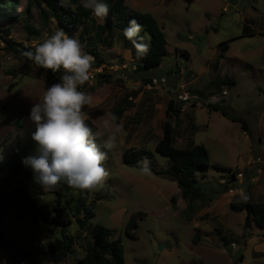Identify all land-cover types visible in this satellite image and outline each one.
I'll list each match as a JSON object with an SVG mask.
<instances>
[{
	"label": "rangeland",
	"instance_id": "rangeland-1",
	"mask_svg": "<svg viewBox=\"0 0 264 264\" xmlns=\"http://www.w3.org/2000/svg\"><path fill=\"white\" fill-rule=\"evenodd\" d=\"M27 1L19 0L15 8L21 16L17 22L10 25L0 20V163L15 151L22 158L34 154L36 124L30 119V109L63 74V69L56 74L40 70L5 42L6 30L10 33L7 39L24 46L42 43L56 30L68 34L57 17L43 15L44 10L49 12L43 0H35L39 4L27 16ZM75 2L74 8L81 5V0ZM127 3L138 12L151 14L163 26L167 53L159 67L145 68L144 56L137 58L135 47L118 28L109 37L108 32H101L104 18L92 15L68 34L77 37L86 52L97 49L104 58L103 69L98 71L96 58L89 53L94 57L90 79L80 87L92 98L85 119L97 126L96 132L101 134L97 142L115 135L114 147L102 148L107 153L103 165L108 172L103 184L80 190L61 183L44 190L25 167L21 175L4 173L0 201L6 192H12L10 185L25 186L37 204L53 207L60 200L64 216L72 220L66 228L75 239L78 258L84 257L86 243L101 233L105 240L122 236L126 264H264V230L246 224L245 210L230 208L234 194L245 193L248 186L254 189V201L264 200V0ZM140 24V35L146 34L145 42L150 45L151 36ZM246 25L254 34L239 37ZM226 40L229 49L221 57L218 45ZM155 77L167 81L149 87ZM180 95L190 99L184 101ZM208 102L247 120L250 133L240 121L210 110ZM179 105L182 109L177 117L173 110ZM121 107L123 113L116 114ZM105 120L111 123L107 130ZM166 120L175 127L177 147L203 143L211 156L213 165L196 172L197 195L191 200L183 199L176 189L180 172L173 168L172 158L156 149ZM130 147L153 151L147 158L152 167L149 173L140 170L145 158L136 165L123 162V153ZM254 177L259 179L253 183ZM173 196L177 208L171 202ZM79 199L94 206L95 215L85 229L76 220L82 214L73 209ZM30 211L27 202L18 199L0 212V230L12 244L0 243V264H76L74 257L63 262L50 259L48 242L62 236V226L33 222ZM135 211L145 214L135 228L137 236L131 237L126 223Z\"/></svg>",
	"mask_w": 264,
	"mask_h": 264
},
{
	"label": "trees",
	"instance_id": "trees-1",
	"mask_svg": "<svg viewBox=\"0 0 264 264\" xmlns=\"http://www.w3.org/2000/svg\"><path fill=\"white\" fill-rule=\"evenodd\" d=\"M48 6L49 12L43 11L44 16L52 15L57 17L61 26L67 29L68 34L80 25H84L87 20L92 18L93 13L90 10L84 9L81 5H77L74 8L72 5L76 4L75 0L70 4L69 7H62L59 5L58 0H43ZM19 0H0V20L7 22L12 25L17 22L21 16H18L17 10H15L18 5ZM109 4V13L104 17V24L101 27V32H108V37L114 28H118L122 31L128 26V21L135 18L139 23H142L145 29L149 32L151 36V44L148 53L143 57V66L147 69H152L159 67L162 64L163 57L167 53V39L165 36L164 28L159 24L158 20L149 13L138 12L134 10L126 0H107ZM37 1L28 0L26 4L27 16H31L32 10L37 5ZM249 26L244 27L242 36L253 35L254 33L248 32ZM5 42L10 47L12 51L17 53L22 59L29 60L23 55L27 51H35L34 46H24L22 44H15L11 40L7 39L10 35L9 30L4 32ZM100 37V36H99ZM125 38V36L123 35ZM237 38V37H236ZM236 38H232L236 39ZM101 39V37H100ZM127 39V38H125ZM229 40L219 43L218 47L220 50L221 57H224L225 53L228 51ZM16 45L20 46L19 48ZM93 56L96 58V66L100 67L104 64V58L100 55L99 50H91ZM40 70H45L40 67ZM52 73L51 70H48ZM127 100H123V103ZM177 110H173L174 114L178 117V113L182 109V105ZM207 107L210 110L219 111L223 116L234 120L240 121L242 127L246 133H250L249 123L244 118L230 115L229 112L223 107L215 102H208ZM124 108L115 111L116 114H122ZM168 118L171 114L169 109L166 112ZM113 121L118 123L117 118H113ZM86 122L93 129L94 132L97 131V126L90 120L86 119ZM174 134L175 127L169 120H166L163 127L162 137L156 144V149L172 158V166L180 173L176 176L175 180L180 188V194L183 199L191 200L197 195V185L198 179L196 177V172L199 167H209L212 164L211 156L207 146L203 143L194 144L191 147L180 148L174 144ZM153 156V151L145 147H130L123 153V162L129 165H136L143 158H150ZM218 168L223 167L220 163H214ZM152 169V167L150 168ZM232 171V177L235 178V172L230 167ZM25 170V166L22 163V156L19 152L15 151L10 157L5 161L0 163V183L4 179V173L7 175H21ZM251 185V184H250ZM12 192L5 193V199L0 201V212L4 211L5 207L12 202L18 201V199L27 202L31 211V219L33 222L43 221L49 225H60L62 226V236L56 237L48 242L49 257L54 262H63L67 258L74 257L76 264H126L125 259V248L122 236H117L112 240H105L101 233H97L98 239L95 241H88L86 243L85 255L83 258L76 257V250L74 248L75 239L67 231L66 226L72 222L71 219L64 216V208L62 207L61 201L58 200L57 203L52 207L47 203L37 204L36 201L31 198L25 186H11ZM14 192L16 194H14ZM247 199H242L240 197V192L234 194L230 201V208L235 211L246 212V224H255L264 230V201H254L251 187L248 186L245 192ZM171 202L177 208V197L173 196ZM73 209L77 211L82 216L76 218L81 229H85L89 224V221L94 217V206L93 204H86L83 199H79L77 204L73 206ZM145 213L142 211H135L130 214L126 223V233L131 237H136L135 228L138 226L139 219ZM199 241L197 236L194 239ZM3 241L7 242V245L11 247V240L5 237L3 232L0 230V243Z\"/></svg>",
	"mask_w": 264,
	"mask_h": 264
},
{
	"label": "clouds",
	"instance_id": "clouds-1",
	"mask_svg": "<svg viewBox=\"0 0 264 264\" xmlns=\"http://www.w3.org/2000/svg\"><path fill=\"white\" fill-rule=\"evenodd\" d=\"M62 7H69V0H58ZM81 6L90 10L95 17L103 19L109 13L107 0H81ZM142 25L135 19L128 21L123 35L136 49L137 58L149 51V43L141 36ZM35 51L23 55L37 66L56 74L63 69L57 83L47 87L43 97L30 109V119L36 130L32 138L36 142L34 154L22 158L25 167L33 172L34 182L44 190L52 189L61 183L70 188L91 190L103 184L108 175L103 161L106 151L114 147L115 135L98 143L99 132H94L85 119V110L92 106L91 96L80 90L90 79L94 57L85 51L80 40L56 30L42 43L34 46ZM104 129L111 123L103 122ZM149 161L140 162L141 171L149 173ZM242 199H247L243 191Z\"/></svg>",
	"mask_w": 264,
	"mask_h": 264
},
{
	"label": "built area",
	"instance_id": "built-area-1",
	"mask_svg": "<svg viewBox=\"0 0 264 264\" xmlns=\"http://www.w3.org/2000/svg\"><path fill=\"white\" fill-rule=\"evenodd\" d=\"M103 67H99L98 71H102ZM166 78L165 77H161V78H153L152 81L148 84L149 87H151L152 85H157L158 83H164L166 82ZM223 94L226 95L227 94V91H223ZM180 99L184 100V101H188L190 99V96H184V95H180L179 96Z\"/></svg>",
	"mask_w": 264,
	"mask_h": 264
},
{
	"label": "crops",
	"instance_id": "crops-1",
	"mask_svg": "<svg viewBox=\"0 0 264 264\" xmlns=\"http://www.w3.org/2000/svg\"><path fill=\"white\" fill-rule=\"evenodd\" d=\"M126 2H127V0H126ZM128 4V3H127ZM129 51H131L130 49H128ZM174 144L176 145V138L174 137ZM189 145H188V142H187V144L186 145H184V146H178V147H180V148H187ZM262 177V176H261ZM259 178H253V183H254V181L256 182L257 180H258ZM176 182V181H175ZM250 185V184H249ZM177 190H179L180 191V188L178 187V188H176ZM253 191H254V189H253V187H252V194H254L253 193ZM264 201V200H263Z\"/></svg>",
	"mask_w": 264,
	"mask_h": 264
}]
</instances>
